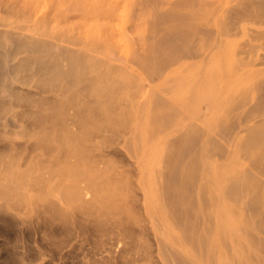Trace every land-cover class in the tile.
Returning <instances> with one entry per match:
<instances>
[{"label":"bare ground","instance_id":"6f19581e","mask_svg":"<svg viewBox=\"0 0 264 264\" xmlns=\"http://www.w3.org/2000/svg\"><path fill=\"white\" fill-rule=\"evenodd\" d=\"M1 239L264 264V0H0Z\"/></svg>","mask_w":264,"mask_h":264},{"label":"rangeland","instance_id":"374dc122","mask_svg":"<svg viewBox=\"0 0 264 264\" xmlns=\"http://www.w3.org/2000/svg\"><path fill=\"white\" fill-rule=\"evenodd\" d=\"M16 232L14 231V230H12V231H10V233H9V236H10V241H12L13 242V240H15V237H16V234H15ZM59 234V233H58ZM54 235V237L56 238V239H58V238H60L61 237V235L59 234V235ZM3 240L1 239L0 240V264H18L17 263V260L18 259H16V257H17V255H16V252H14L13 251V248H12V242H11V245H9L8 244V246H6L7 245V243H10L9 241L6 243V241L2 244L1 242H2ZM13 246H14V242H13ZM9 247H11V248H9ZM15 249V248H14ZM15 251H16V249H15ZM16 256V257H15ZM68 262H72L71 261V259L68 261ZM69 263V264H70ZM74 264H82V261H81V259L80 260H78V259H76L75 261H74Z\"/></svg>","mask_w":264,"mask_h":264}]
</instances>
